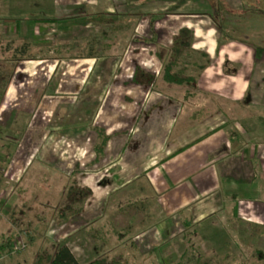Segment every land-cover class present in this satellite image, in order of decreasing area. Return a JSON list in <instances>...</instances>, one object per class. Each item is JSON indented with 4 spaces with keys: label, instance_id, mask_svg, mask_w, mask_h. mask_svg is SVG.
Masks as SVG:
<instances>
[{
    "label": "crops",
    "instance_id": "0c3cea01",
    "mask_svg": "<svg viewBox=\"0 0 264 264\" xmlns=\"http://www.w3.org/2000/svg\"><path fill=\"white\" fill-rule=\"evenodd\" d=\"M34 1L25 0L23 4L30 7L37 3ZM220 1L225 4L223 9ZM220 1L47 0L50 5L39 7L43 14L37 20L35 6L23 12L14 5L18 1L0 0L3 34L10 41L22 36L24 44L32 46L39 43L36 35L40 27L50 23L53 27L48 30L69 28L77 33L84 27L81 24L91 23L97 16L114 23L113 15L120 12L137 24L119 59L115 51L99 53L93 48H80L60 64H44L41 69L48 72L39 76L47 77L39 81L37 76L28 84L32 87L29 97L20 95V86H27L22 80L24 73L35 77V72L18 65L8 76L7 63L0 62V84L7 81L0 96V123L9 120L11 134L25 127L18 121L27 117L25 134L42 137L40 144L28 137L22 146L11 149L8 163L0 159V187L3 176L20 182L35 161L68 171L66 163L53 158L52 152L63 148L57 140L69 144L72 140L68 136H75L80 153L76 171L87 166L106 168L107 176L114 177L118 172L116 176H120L114 180L121 184L115 191L140 176L151 188L161 218L135 235L138 240L134 242L142 256L152 257V263L159 261L186 222L196 224L224 214L232 221L264 230V47L233 35L238 19L231 15H247L246 2ZM43 2L46 0L38 3ZM250 5L248 9L256 6ZM218 19L223 21L221 26ZM182 28L194 32V50L209 59L196 87L171 84L162 76L159 56L166 55L161 51L171 49ZM143 38L156 39V44L145 43ZM112 43L108 41L102 48ZM71 46L78 48L76 44ZM19 50L27 51L25 47ZM16 60L22 62L24 58ZM139 136L142 147L132 152V138ZM104 137L106 142L100 149ZM5 140L17 139L10 135ZM5 192L0 190V200L6 197Z\"/></svg>",
    "mask_w": 264,
    "mask_h": 264
},
{
    "label": "rangeland",
    "instance_id": "374dc122",
    "mask_svg": "<svg viewBox=\"0 0 264 264\" xmlns=\"http://www.w3.org/2000/svg\"><path fill=\"white\" fill-rule=\"evenodd\" d=\"M14 1H18L14 5H18V9L23 12L33 10L32 7L35 6L36 10L33 14L37 20H41L43 14L39 12V7L50 5L47 0L46 3H38L39 0H35L37 3H32L30 7L23 4L25 0ZM243 1L246 2L244 10L249 11L247 15L232 12V19H238L237 31L233 35L255 46L264 47V2ZM103 2L105 6V1ZM220 3L222 4L221 1ZM250 3H255L257 7L248 9ZM100 8L102 7L97 9ZM92 12L89 9V15H92ZM215 12L219 14L220 10L215 8ZM118 13L119 15H113L116 20L114 23L108 20L103 21L102 17H98L95 13L96 20L92 18L91 20L95 21L81 24L84 27L77 32L78 35L69 28L48 30L49 27H53L52 23L50 26L49 24L42 27H40L41 24L37 25L40 27V33L36 35L39 43L35 46L29 44L26 52L19 50L26 39L21 36L19 39L10 41L11 38L3 34L5 28L2 31L0 25V62L7 63L5 69L8 70V76L10 72L12 75L11 70L18 65L27 67L28 70L31 68L29 73L34 71L36 74L35 77H30L28 73H24L22 80L27 83V86L25 88L20 86V95L29 97L32 87L28 88V84H32V80H37V76L40 77L39 75L48 72L41 69L45 66L44 64L61 63V59L73 57L80 48H87L86 50L93 48L99 53L115 51L119 59L128 48L137 24L136 21H128L129 17H126L125 13ZM226 19L225 16L224 20ZM216 22L221 26L223 21L218 19ZM231 25L229 23V26ZM108 41L113 42L111 46L102 48ZM142 41L147 42L145 38ZM149 41L156 44V39ZM11 42L14 43L13 48H11ZM74 42L78 48L74 49L71 46ZM103 42H105L104 45ZM15 46H18V49H15ZM5 47L8 49L4 50ZM68 47H71L69 53L66 52ZM161 52L166 55L165 60L170 58V49H163ZM195 56L189 57L187 62L192 61ZM19 58L24 60L17 61L16 59ZM41 60L45 61L39 62ZM193 69L194 67L191 66V70ZM8 76L4 77L5 80ZM46 77L42 75L38 80ZM6 83L7 81H2L0 84V96L6 89ZM190 88L192 89L191 86ZM52 114V120L56 122L57 117L54 112ZM13 115L16 117L15 113ZM19 119L16 118V120ZM18 122H24L25 127L20 132L11 134L9 120L0 123V138L6 144L4 148L0 142V159L4 163L9 162L10 150L22 146L26 138L33 137L36 143L40 144L42 137L37 135L39 138L36 140L37 136L25 134L29 126L27 117ZM10 135L17 139L16 142L5 140V137ZM68 137L72 142L62 143L59 139L57 143H61L63 148L52 152L53 158L66 163L68 171L52 169L35 161L30 171H27L18 183L3 176L0 190L6 191L4 193L6 197L0 200V244L7 237H11L14 242L11 247L0 252V264H34L37 252H53L58 243L70 247L80 263L104 257L109 261H119L121 264H176L178 262L182 264H264V230L232 221L230 216L225 217L224 214L193 224L186 230L185 226H181L182 231L170 241L168 247H165L163 256L158 262L152 263V257L142 256L139 247L135 244L138 236L134 238L139 232L152 225L153 220L157 221L161 218L151 194V188L146 184L143 176H140L130 179L131 182L115 191V187L121 184L117 181L120 176H116L118 172L114 177L107 176L106 168L93 169L87 166L83 171L78 168L76 171L75 162H77V154L80 155V153L75 146V136ZM141 142L142 137H133L130 150L132 152L140 150ZM73 169L75 172L71 173ZM103 175L106 176L103 177ZM91 176L95 179L92 180ZM133 176L134 174H131V177ZM73 187L77 190H90V195L84 202H73L70 192ZM144 196L149 197L146 199ZM77 238H83V241L79 242L80 239ZM256 251H260L261 254H255Z\"/></svg>",
    "mask_w": 264,
    "mask_h": 264
},
{
    "label": "trees",
    "instance_id": "16d2710c",
    "mask_svg": "<svg viewBox=\"0 0 264 264\" xmlns=\"http://www.w3.org/2000/svg\"><path fill=\"white\" fill-rule=\"evenodd\" d=\"M145 41H149L145 39ZM151 42V41H149ZM194 42V32L188 28H182L179 35L175 36L173 45L170 49L169 59L165 60L162 56H159L163 63L162 76L164 80L171 84L184 85L190 84L196 87V82L198 75L201 74L203 69L209 62V59L206 54L197 52L193 48ZM71 43V45H74ZM29 44L25 43L21 47L27 49ZM193 55H196L194 59L190 62H187V59ZM202 59H205V62L202 63ZM191 66L194 67V70H191ZM194 73H193V72ZM228 71V70H227ZM195 82V84H193ZM100 131V130H99ZM102 131L100 132V136ZM103 141L100 149L104 146L106 142V137ZM72 194L73 202H84L85 199L90 195V190H80L72 188L70 190ZM64 216V214H62ZM193 223L186 222L185 230L192 226ZM14 240L11 237H7L4 242L0 244V252L11 247ZM255 254H261L260 251H256ZM34 264H80L75 255L73 254L70 247L66 244H56L55 250L53 252L49 251H39L35 255ZM86 264H121L119 261H109L104 257L95 258L89 261ZM176 264H182L178 262Z\"/></svg>",
    "mask_w": 264,
    "mask_h": 264
}]
</instances>
